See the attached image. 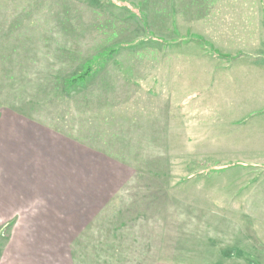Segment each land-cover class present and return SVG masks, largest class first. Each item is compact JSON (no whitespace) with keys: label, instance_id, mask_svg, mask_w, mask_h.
Listing matches in <instances>:
<instances>
[{"label":"rangeland","instance_id":"rangeland-1","mask_svg":"<svg viewBox=\"0 0 264 264\" xmlns=\"http://www.w3.org/2000/svg\"><path fill=\"white\" fill-rule=\"evenodd\" d=\"M190 7L75 0L81 93L49 81L61 95L29 98L34 114L18 117L52 136L24 130L33 160L0 163V264H264V171L241 159L252 129L226 113L255 81L206 78L202 51L219 54L188 30L195 11L180 19ZM157 75L171 95L148 88Z\"/></svg>","mask_w":264,"mask_h":264},{"label":"crops","instance_id":"crops-1","mask_svg":"<svg viewBox=\"0 0 264 264\" xmlns=\"http://www.w3.org/2000/svg\"><path fill=\"white\" fill-rule=\"evenodd\" d=\"M198 7L195 10L190 7L185 10L187 12L182 11L179 17L184 19L189 11H195L194 15L189 17L190 22L186 24L190 25L187 27H190L188 30L195 24L199 39L201 36V40L210 46L215 54H219L212 57L202 51L206 78L216 74L215 78L220 82V79H225V75L238 72L243 82L255 81L251 86L252 92L245 91V96H251L244 98L242 95L241 102L234 104L226 113L240 114L239 119H234L237 121L236 128L240 131L243 128L252 129L247 134L250 137L254 136L255 152L244 154L241 159L258 161L257 167L264 171V83L257 82L264 77V0H198ZM76 14L75 0H0V102L6 104L0 108L1 164L33 160L31 155L26 160L23 158L22 147L37 145V142L32 141L24 130L37 131L41 135L31 133L30 135L41 140L52 136L46 126L30 121V117H25L23 118L25 121L19 122L20 115L24 117L30 113L34 114L33 108L29 105L31 102L28 101L29 98L44 100L53 94L61 95L54 88L59 86L49 85L48 82L52 80L69 79L68 92L74 96L81 93L79 48L75 33ZM206 50L204 48L205 53ZM200 64L202 65L201 62ZM169 67L168 64L167 68ZM152 69L160 72L157 65ZM164 79H161V75L153 77L155 87H152L151 83L150 87L142 85L140 83L144 82L142 79L137 78L134 81H138L136 87L156 90L157 97L160 98L163 94L171 95L163 89L164 84L168 82ZM16 83L22 85L15 90L12 85ZM63 93L65 94V90ZM17 99L20 101L17 104L21 103L22 108L17 107L15 103L7 102ZM251 102L253 104L247 105ZM245 110H250L253 115L244 117ZM154 127L161 128V125ZM66 141L70 142L62 140L61 143ZM42 143L46 145L45 139ZM240 252H242L240 247L228 252L221 251L219 258L224 260L229 253L239 256ZM251 254L257 256L256 251ZM263 254L264 250L263 253L258 252V256ZM220 264H223V261H220Z\"/></svg>","mask_w":264,"mask_h":264}]
</instances>
